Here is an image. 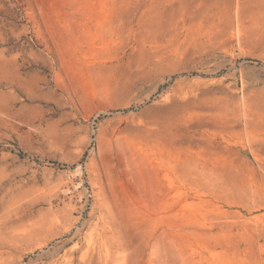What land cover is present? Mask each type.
<instances>
[{"label":"rangeland","instance_id":"obj_1","mask_svg":"<svg viewBox=\"0 0 264 264\" xmlns=\"http://www.w3.org/2000/svg\"><path fill=\"white\" fill-rule=\"evenodd\" d=\"M0 264H264V0H0Z\"/></svg>","mask_w":264,"mask_h":264}]
</instances>
